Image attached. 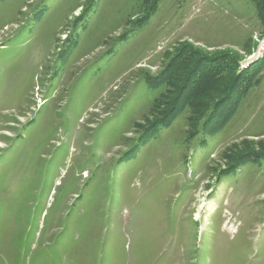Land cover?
Here are the masks:
<instances>
[{"label": "rangeland", "instance_id": "1", "mask_svg": "<svg viewBox=\"0 0 264 264\" xmlns=\"http://www.w3.org/2000/svg\"><path fill=\"white\" fill-rule=\"evenodd\" d=\"M0 264H264L255 0H0Z\"/></svg>", "mask_w": 264, "mask_h": 264}, {"label": "trees", "instance_id": "2", "mask_svg": "<svg viewBox=\"0 0 264 264\" xmlns=\"http://www.w3.org/2000/svg\"><path fill=\"white\" fill-rule=\"evenodd\" d=\"M257 17L259 18L260 24L264 27V0H255Z\"/></svg>", "mask_w": 264, "mask_h": 264}]
</instances>
